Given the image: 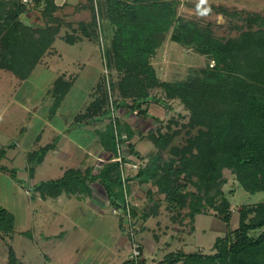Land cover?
Returning a JSON list of instances; mask_svg holds the SVG:
<instances>
[{"label":"trees","instance_id":"16d2710c","mask_svg":"<svg viewBox=\"0 0 264 264\" xmlns=\"http://www.w3.org/2000/svg\"><path fill=\"white\" fill-rule=\"evenodd\" d=\"M42 5L46 16L52 19L58 9L54 0H35V8ZM99 5L102 16L114 28L112 46L106 51L107 68L112 92L123 97L114 105L151 117L148 106H144L154 99L150 91L158 88L168 98L179 99L190 112L189 122L179 131L154 137L160 150H165L186 130L187 144L182 149L172 147V158L167 160L159 153L153 155L146 166L139 167L132 180L157 187L158 194L165 195L170 211L181 215L188 208L185 217L193 224L198 215L212 209L229 226L233 211L223 190L225 169L231 170L249 193L264 192V18L251 17L247 30L226 40L216 37L208 26L178 17V0H99ZM29 9L19 0H0V71L12 72L20 79L30 76L60 34L59 26L49 23L44 30L29 27L24 18ZM90 26L96 32L91 36L94 40L98 38L95 14ZM169 34L172 42L206 57V66L190 68L184 80H160L151 59ZM66 41L75 42L70 36ZM212 61L216 63L213 68ZM62 81L63 78L55 81L53 91L61 97L72 85L65 81L66 86L60 90L57 86ZM111 102L101 81L95 100L75 117L74 124L109 120L99 136L104 150L114 159L119 155V144L131 142L136 132L115 115L116 108ZM58 142L55 139L27 153V169L32 179ZM129 148L135 151L133 143ZM4 156L5 150H1L0 160ZM0 172L22 184L17 169L0 164ZM98 180L113 207L125 205V188L117 161L105 162L97 169L70 168L61 178L35 185L33 191L54 198L67 195L81 199L92 194V184ZM190 185L195 191L189 189ZM132 214L136 216L135 208ZM15 220L14 214L0 207V238L7 243L9 264H26L11 243ZM213 249V254L172 252L161 264H264V202L243 208L238 228L217 238ZM130 263L126 260L123 264Z\"/></svg>","mask_w":264,"mask_h":264},{"label":"rangeland","instance_id":"374dc122","mask_svg":"<svg viewBox=\"0 0 264 264\" xmlns=\"http://www.w3.org/2000/svg\"><path fill=\"white\" fill-rule=\"evenodd\" d=\"M178 1V17L208 26L216 37L226 40L239 37L247 30L251 17L264 18V0H207L203 5L200 0ZM54 2L58 9L52 19L46 16L44 5L31 7L24 15L26 24L33 29L44 30L48 23L60 28L52 49L32 70L27 82H24L26 79L16 78L12 72L0 71V150L7 151L2 165L17 169L18 177L22 180V184L17 183L8 174L0 172V207L9 210L16 218L11 243L18 257L26 264H123L131 256L128 230L123 216L114 213L115 207L111 205L100 180L92 184V194H85L81 199L67 195L54 198L40 191L35 193L33 188L41 182L61 178L70 168L85 170L94 166L97 169L112 160L99 136L109 120L92 122L88 126L74 124L75 117L84 113L95 100L101 81L106 86L110 102L112 100L111 105L116 108L115 115L136 132L131 142L125 141L123 144L124 157L140 167L146 166L157 153L165 160L172 158V147L182 149L187 144L186 130H182L165 150H160L154 137L168 131H179L182 125L189 122L190 112L179 99L168 98L158 88L150 91L155 100H150L144 106H148L149 115L153 118L140 116L128 107L117 108L115 101L123 97H117L118 94L111 90L112 79L106 57L107 49L112 46L114 28L102 16L99 0ZM205 9L210 11L205 13ZM94 14L98 38L93 40L91 36L96 32L90 24ZM253 27L257 29L258 25ZM69 36L75 41L74 44L66 41ZM170 37L171 34L151 59L160 80H184L190 68L206 66V57L172 42ZM215 64L212 61L210 67L213 68ZM113 75L116 79L117 74ZM58 78H63L57 86L60 90L64 88L61 85L65 81L75 84L65 99L53 92ZM15 99L38 105V113L47 119L60 115L66 127H88L87 131L78 135L80 148L75 146L69 149L66 139L58 151H51L46 156L33 179L27 169V153L51 143L54 134L46 135V126L34 117L32 121L27 119V127L23 125L19 127L22 131L15 133L21 116L14 104ZM128 101L132 103L130 99ZM32 110L37 111L33 107ZM169 126L172 127L169 129ZM38 135L40 138H37ZM130 143L135 145L134 152L129 148ZM14 149L18 151L16 159L12 157ZM129 174L131 180L127 181L128 194L125 198L131 208L136 209L134 219L140 244L144 249L142 238L145 233L147 235V229L152 231V240L157 237L163 239L160 243L163 250L156 254L152 255L145 247L149 263H152L151 256L159 259L163 254L180 250L194 253L203 250L205 254H211L217 236L224 237L229 230L238 228L243 208L264 202V192L249 193L241 186L237 176L225 169L223 190L232 205L231 223L226 225L210 209L207 214L198 217L199 230L195 233L196 221L193 224L190 218L185 217L188 208L183 209L181 215L170 211L165 195L158 194L157 187L152 183H140L135 178L132 180L137 175L135 172L129 171ZM189 187L195 191L193 185ZM146 215L149 218L145 220ZM0 264H9L8 246L1 238Z\"/></svg>","mask_w":264,"mask_h":264},{"label":"crops","instance_id":"0c3cea01","mask_svg":"<svg viewBox=\"0 0 264 264\" xmlns=\"http://www.w3.org/2000/svg\"><path fill=\"white\" fill-rule=\"evenodd\" d=\"M58 1V0H57ZM15 76V75H14ZM16 78H17V76H15ZM27 80L28 79H26L24 82H27ZM67 80H69V79H67ZM74 85L75 84H73V85H71V88H70V90L68 91V92H66L65 94H64V96H62L61 98L62 99H65L67 96H68V94L70 93V91L72 90V88L74 87ZM61 87H65V83L63 82V84L61 85ZM60 98V99H61ZM14 104H16L17 105V107H18V110H20L19 112L21 113V116H19V118H20V122H19V124H18V126H16V128H15V133H19L20 131H22V130H20V128L19 127H21V126H23V125H26V127H27V119H30V121H32L33 120V118L32 117H34L35 119H37L41 124H43L44 126H46V131H47V133H46V135L47 134H54L53 136H54V138H53V141L52 142H54L55 141V139H59V138H61V140H60V142H58V144H57V147H56V149L54 150V151H58V149H59V147H61V145H63V143H65V140L67 139L68 140V142H67V144H69V149L70 148H73V147H77V148H80V146H81V143H80V137L78 136V135H80V134H83L85 131H87L88 130V127L87 128H81V127H79V126H75V125H70V126H67L66 127V124L63 122V120L61 119V117H60V115L58 116H54V115H52L49 119H47L46 117H44V116H42V115H40L39 113H38V110H39V107H37L38 105H36V106H33V104L32 103H26V102H24V100H18V99H15L14 100ZM32 107L34 108V109H37V111L36 110H32ZM37 107V108H36ZM22 117V118H21ZM22 120V121H21ZM24 120V121H23ZM85 125H89V124H85ZM85 125H83V126H85ZM24 129V128H23ZM44 132H45V130H43ZM44 132L42 133V135L44 134ZM99 132V131H98ZM37 138H40V135H38L37 136ZM36 138V139H37ZM41 141H42V138H41ZM51 142V143H52ZM41 143V142H40ZM49 144V143H48ZM87 144H85V146H86ZM44 146V145H43ZM16 149V148H15ZM14 149V151H15V154H14V156H12L13 157V159H16V153L18 152V151H16ZM3 150H5V156L7 155V151H6V149H3ZM1 151V150H0ZM55 153V152H54ZM4 156V157H5ZM3 157V158H4ZM2 158V159H3ZM2 159L0 160V164L2 165ZM198 217H200V215H198L197 217H196V230H195V233L199 230L198 229V225H197V220H198ZM149 223H150V221H149ZM148 225V224H147ZM146 225V226H147ZM152 231H149V229H147V235H146V233L144 234V236H143V238H142V242H143V245H144V249H143V254H144V264H161V262L164 260V258L166 257V255H168V254H163L162 256H161V258H159V259H156L155 258V256H151V262L152 263H149V261H148V258L145 256V247L147 246L148 248H149V250H150V252L152 253V255L153 254H156L157 253V251H161V250H163V247H161L162 246V244L160 245V243H161V241L163 240V239H161V237L160 238H156V240H152L151 239V236L154 238V236H153V234L151 233ZM217 238H219V236H217L216 237V239ZM128 245V244H127ZM155 248V249H154ZM199 250V249H198ZM201 250V249H200ZM180 251H182V250H180ZM202 251V253H204L203 252V250H201ZM183 252H185V253H194V252H186V251H183ZM172 253V252H171ZM214 253V249H213V252L211 253V254H213ZM205 254V253H204ZM181 264V263H180Z\"/></svg>","mask_w":264,"mask_h":264},{"label":"built area","instance_id":"2783aa9c","mask_svg":"<svg viewBox=\"0 0 264 264\" xmlns=\"http://www.w3.org/2000/svg\"><path fill=\"white\" fill-rule=\"evenodd\" d=\"M24 4L26 7L31 8L35 6V0H19ZM124 143L119 144V150H118V157L112 159L111 161H117L120 163L121 166V173H122V179L123 184L125 188V197H127L128 194V187H127V180L130 178L129 171H132L133 173H137L139 170V165L133 163L132 161H125L124 157ZM114 213L118 216H123L124 223L126 224L127 230H128V236H129V242H130V248H131V256L129 261L130 264H142V261H144V254H143V247L139 242V239L137 238L138 229L136 227L135 219L132 214V208L129 204V202L126 200L125 205L122 207H115Z\"/></svg>","mask_w":264,"mask_h":264},{"label":"clouds","instance_id":"9594fccd","mask_svg":"<svg viewBox=\"0 0 264 264\" xmlns=\"http://www.w3.org/2000/svg\"><path fill=\"white\" fill-rule=\"evenodd\" d=\"M200 3H201V5L206 4L207 0H200ZM208 11H210V9H205L204 10L205 13L208 12Z\"/></svg>","mask_w":264,"mask_h":264}]
</instances>
